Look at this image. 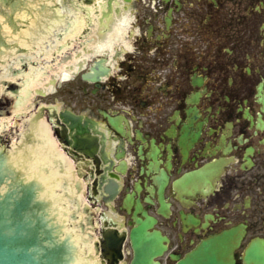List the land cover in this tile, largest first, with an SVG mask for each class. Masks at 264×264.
<instances>
[{"label":"flooded vegetation","instance_id":"flooded-vegetation-1","mask_svg":"<svg viewBox=\"0 0 264 264\" xmlns=\"http://www.w3.org/2000/svg\"><path fill=\"white\" fill-rule=\"evenodd\" d=\"M126 7L104 75L68 105L85 150L56 127L92 208L122 229L121 263L142 226L162 244L155 264L222 235L233 264H264V0Z\"/></svg>","mask_w":264,"mask_h":264},{"label":"water","instance_id":"water-1","mask_svg":"<svg viewBox=\"0 0 264 264\" xmlns=\"http://www.w3.org/2000/svg\"><path fill=\"white\" fill-rule=\"evenodd\" d=\"M113 1L0 0V68L8 64V76L20 75L21 79H17L24 77L25 81L17 109L27 100L31 84L53 63L51 52L46 53L50 63H41L44 67L34 74L28 57L39 50L44 53L55 36L60 38L75 28L79 8L84 13L92 12L80 3L94 6V13L102 19L112 12ZM70 5L77 13L68 12ZM60 47V53L68 50L66 45ZM15 62L20 68L13 67ZM94 71L101 73L99 66ZM89 77V74L83 75L84 79ZM2 83L15 93L20 87L5 80ZM2 99L9 102L11 97L4 94ZM54 116L55 124L63 128L65 135L66 130L76 127L79 133L84 132L80 117L69 110ZM39 118L30 121L29 128L17 135V141L7 132L0 135V264H88L85 254L92 252L90 244L94 236L89 225L93 222L90 208L81 195V181L74 178L70 165L57 152L53 136L56 129L45 123L38 128ZM79 141L84 144L80 148L85 150V137ZM228 236L204 241L177 264H232ZM104 238L110 241L112 249L119 247L117 235L104 234ZM131 240L132 264H154L153 258L162 250L160 242L142 226L132 230ZM105 252L101 253L108 257L110 252ZM115 253L117 248L112 250L113 259Z\"/></svg>","mask_w":264,"mask_h":264},{"label":"bare ground","instance_id":"bare-ground-1","mask_svg":"<svg viewBox=\"0 0 264 264\" xmlns=\"http://www.w3.org/2000/svg\"><path fill=\"white\" fill-rule=\"evenodd\" d=\"M120 28H122V23H119L117 26H115V29H120ZM94 42H95V39H92V42H86V41H84V43L82 42L84 44V48H83L84 49V56L89 55V53H91V51L93 50L92 49L93 47H95L96 50H98L100 52L103 48L107 47L110 44V41H108V40L107 41H104V40L99 41L96 44ZM65 51H67V50H63L62 53ZM62 53H60V55H62ZM69 58H70L69 62H71V61L73 62V66L75 67L76 70H78L80 64L84 62V60H83L84 58L77 57V55H75V53H73V52H71V55L69 56ZM53 64H55L57 66V69H63V68L71 69L69 67V65L66 63L58 65V61L52 63L51 66L47 67L46 73L43 75H39L37 80L31 84V90H30V93L27 97V100L25 101V103L22 105V107L20 109H16L17 113H19V114L24 113L25 114L26 112H30L31 109H33L34 104H29V103L31 102V99L33 98L35 92L38 89L43 88L46 91H51V93L54 92V84H52L51 82H48V80L51 78L50 72L58 74V72L56 70H54V68H52ZM48 70L50 72H48ZM69 76H70V71L64 70V72L60 73V78L62 77L63 80L68 79ZM57 79H59V76H56V79H54V80H57Z\"/></svg>","mask_w":264,"mask_h":264},{"label":"rangeland","instance_id":"rangeland-1","mask_svg":"<svg viewBox=\"0 0 264 264\" xmlns=\"http://www.w3.org/2000/svg\"><path fill=\"white\" fill-rule=\"evenodd\" d=\"M75 49H79V47L77 46ZM55 67V68H54ZM53 68L54 70L58 71V69L56 68V65L53 64ZM64 69V68H63ZM48 72H50L48 70ZM50 74H52V72H50ZM84 86V83H81V81L77 82V83H65L62 86V89L60 90L58 95H61L60 98H62L66 104H71V101H78L80 104H83V94L81 93V87ZM49 91L45 90V93L47 94ZM35 99H34V105H38L39 101L41 102H45L47 104H52L54 103V100L56 98H59L57 94H48V95H38V94H34ZM82 106H80L81 108ZM2 119V118H1Z\"/></svg>","mask_w":264,"mask_h":264}]
</instances>
